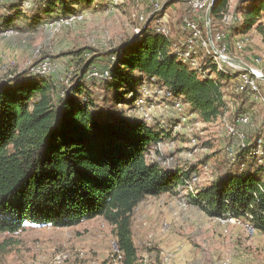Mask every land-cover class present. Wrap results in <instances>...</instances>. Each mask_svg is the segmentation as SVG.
Here are the masks:
<instances>
[{"label": "trees", "instance_id": "trees-1", "mask_svg": "<svg viewBox=\"0 0 264 264\" xmlns=\"http://www.w3.org/2000/svg\"><path fill=\"white\" fill-rule=\"evenodd\" d=\"M93 1L45 0L31 15L16 3L0 28L18 29V18L34 26L45 17L69 16L75 5ZM226 2L211 11L212 20ZM261 12L264 3L248 9L245 26H252ZM152 21L135 41L102 53L105 57L85 51L90 57L84 53L81 74L64 95L48 75L22 73L0 81V233L15 234L28 226L72 227L101 217L112 226L120 261L138 264L132 230L136 207L149 196L190 187L197 169L172 168L150 158L152 149L171 136L170 127L117 114V106L132 104L143 80L154 81L183 97L191 113L199 112L207 122L227 112L224 86L231 79L222 71L212 75L216 63L211 53L198 68L184 62L180 46L154 29ZM98 60L106 63L107 75L97 81L109 109L98 104L87 79L90 70L100 69ZM245 88L236 93L241 108L257 98ZM129 94L134 98L128 99ZM259 138L250 143L247 134L249 144L227 148L233 150L232 157L226 152L227 171L207 185H195L189 203L213 216L243 218L264 233V165L257 163L255 152Z\"/></svg>", "mask_w": 264, "mask_h": 264}, {"label": "rangeland", "instance_id": "rangeland-1", "mask_svg": "<svg viewBox=\"0 0 264 264\" xmlns=\"http://www.w3.org/2000/svg\"><path fill=\"white\" fill-rule=\"evenodd\" d=\"M43 1L0 0V21L8 18L5 16L11 13V5L20 3L22 13L31 15L40 11ZM222 1L216 0L212 10ZM226 1L218 17L210 18L209 22L206 13L212 0L200 11L193 9L191 0H159V9L155 8L153 0H94L75 5L76 11L69 16L45 17L34 26L18 18L14 22L18 29L0 28V81L22 73L48 75L54 78L62 95L80 76L85 51L101 55L130 44L143 25L152 19L154 29L158 22L166 25L168 38L180 48L191 35L185 21L194 20L202 38L195 45L199 67L208 62L207 54L211 53L216 63L212 75L222 71L231 76L224 86L228 110L211 121L202 120L199 112L197 116L192 115L190 104L185 103L183 97L177 98L148 80L139 83L137 97L129 94L128 99L134 98L132 104L117 106V114L143 119L149 125L156 121L170 127L171 136L152 149L150 158L172 168L186 169L192 165L197 169L190 187L178 186L177 193L171 196H149L136 207L132 230L138 248V264H264V233L257 232L243 218L213 216L189 203V194L195 185H207L229 168L227 154L233 155V150L227 148L242 143L240 136L229 134L230 125L244 131L246 139L248 134L250 143L261 136L264 140V79L259 77L261 72L264 75V12L252 26H245L246 11L264 0ZM208 23L212 40L216 33L224 34L228 57L253 66L255 74L218 58L220 55L210 46ZM202 41L209 44L208 48ZM78 49L85 50L83 54L64 55ZM88 53H85L86 58L90 57ZM221 56L224 55L221 53ZM104 64L105 61L98 60L100 69ZM100 69L90 70L87 79L97 93L98 104L109 109L110 105L101 99L103 85L97 81L105 79L107 74L105 68ZM244 76L258 80L260 91L259 95L255 93L257 100L252 97L253 112L249 106L241 108L236 102V93L245 86L241 81ZM140 97L143 103L136 105ZM243 115L250 118L249 123H239V116ZM259 145L257 140L256 155L264 156V148ZM256 160L264 165V159L259 162L256 156ZM231 219L251 229L236 225ZM120 259L112 226L101 217L72 227L28 226L15 234L0 233V264H123Z\"/></svg>", "mask_w": 264, "mask_h": 264}, {"label": "bare ground", "instance_id": "bare-ground-1", "mask_svg": "<svg viewBox=\"0 0 264 264\" xmlns=\"http://www.w3.org/2000/svg\"><path fill=\"white\" fill-rule=\"evenodd\" d=\"M191 4V6L193 7V9H195L196 10V3H190ZM188 21H190V20H186L185 22L186 23H188ZM158 31H160V32H164V33H166V35L168 34L167 33V30H165V31H163L162 29H157ZM163 33V34H164ZM208 38V37H207ZM187 41H186V43H185V45H184V47H182V48H180V51H179V55H180V57L184 60V62H186L187 63V61L189 62V64L190 65H192L194 68H198L199 67V64H198V62H197V60H196V54H198L199 52H197V50L195 49V45H196V42L199 40V39H201L202 40V38H201V32H200V30H199V27H197V32L195 33V34H191L190 36H189V38L187 37ZM186 40V39H185ZM205 40V39H204ZM206 42H207V40H205ZM205 41H202V45H204V47L205 48H208V45L209 44H207ZM185 42V41H184ZM183 42V43H184ZM212 42H213V40H212ZM198 43V42H197ZM210 43H211V41H210ZM201 45V44H200ZM213 45H214V47L216 48V46H215V44H214V42H213ZM210 46L212 47V43L210 44ZM203 47V46H202ZM201 48V47H200ZM204 48V49H205ZM202 49V48H201ZM212 49H213V47H212ZM217 49V48H216ZM205 51V50H204ZM213 51H215L214 49H213ZM208 52V51H207ZM218 55H220V56H218V58L219 57H221L222 59H224L225 61H226V58L224 57V56H221V53L219 52V50L217 49V51H215ZM204 53H206V52H204ZM201 54V53H200ZM217 57V56H216ZM217 58V59H218ZM216 59V60H217ZM217 62V61H216ZM219 69V68H218ZM220 70V69H219ZM201 74H202V72H201ZM255 74V73H254ZM205 75V74H204ZM248 75H249V73H248ZM246 78H248L252 83H253V85H254V87L255 88H250L252 91H254L255 93H257V95H259V88H258V85H257V81H256V78H253V77H247V76H244V77H242V82H243V85H245V86H249V80H247ZM159 93H162L163 91L162 90H159L158 91ZM168 95H170V92L168 93ZM170 97H171V95H170ZM142 103H143V99L140 97V98H138V101L136 102V105L137 104H141L142 105ZM180 107V106H179ZM250 119V118H249ZM246 116H239V123H244V124H246L247 122H248V120H249ZM238 123V122H237ZM249 123V122H248ZM180 125V124H179ZM245 126V125H244ZM177 127V126H176ZM239 127V126H238ZM245 132L244 131H240L236 126H234V125H230V129H229V134H231V136H233V135H236V136H240L239 138L242 140L241 142L243 143V146H246L247 145V143L245 142V134H244ZM235 136V137H236ZM239 140V139H238ZM264 143V140L262 139V138H260V139H258V145L260 146V147H262V144ZM258 153H259V150L257 151ZM258 158H259V161H261L262 159H263V155H258Z\"/></svg>", "mask_w": 264, "mask_h": 264}, {"label": "built area", "instance_id": "built-area-1", "mask_svg": "<svg viewBox=\"0 0 264 264\" xmlns=\"http://www.w3.org/2000/svg\"><path fill=\"white\" fill-rule=\"evenodd\" d=\"M209 1L210 0H191L190 3H196V10L200 11V10L206 9V6L208 5ZM153 2L155 5V8L159 9V0H153ZM185 24H186L187 29L191 31V34H195L197 32L198 24L194 20L190 19V21H188V23H185ZM156 29H162L163 31L167 30L166 25H164L163 23H160V22H158V26L156 27ZM213 41L215 42V46L219 50V52L222 53L225 58H227L228 57V48L224 44V34L216 33L215 37L213 38ZM241 50H243V49H241ZM251 67H253V66H251ZM261 75H263L262 72H261ZM246 79L249 80L248 78H246ZM248 88H255L253 83L250 80H249V87ZM248 88H245L247 90V92H248ZM231 221H235L236 225H242L241 221H236L235 219H231ZM242 226L245 229H251L250 227H247L245 225H242Z\"/></svg>", "mask_w": 264, "mask_h": 264}, {"label": "water", "instance_id": "water-1", "mask_svg": "<svg viewBox=\"0 0 264 264\" xmlns=\"http://www.w3.org/2000/svg\"><path fill=\"white\" fill-rule=\"evenodd\" d=\"M216 4V0H212V5L208 7L207 9V13H206V18H207V21L209 22L210 21V13L212 11V8L215 6ZM207 30H208V37H209V40L211 41L212 43V47L215 51H217V49L214 47L213 45V42H212V35H211V30H210V24L208 23L207 24ZM226 61L229 62V63H232L234 64L235 66H237L238 68H240L241 70H246L252 74H254L252 68L250 67V65L240 61V60H236V59H232L230 57H227L226 58ZM261 79H264V75H261L259 76Z\"/></svg>", "mask_w": 264, "mask_h": 264}, {"label": "crops", "instance_id": "crops-1", "mask_svg": "<svg viewBox=\"0 0 264 264\" xmlns=\"http://www.w3.org/2000/svg\"><path fill=\"white\" fill-rule=\"evenodd\" d=\"M254 101V100H253ZM253 101H250V103H248V105H249V107H250V111H252L253 112V110L255 109V107H253L254 106V104L252 103ZM252 104V105H251ZM247 106V105H246ZM256 112V111H255ZM192 115H195V116H197L198 114L197 113H192ZM176 191H177V188L175 189ZM171 196V195H173V193L171 194V193H166V194H163V195H161L162 197H164V196Z\"/></svg>", "mask_w": 264, "mask_h": 264}]
</instances>
